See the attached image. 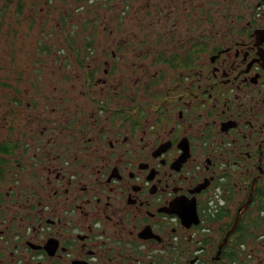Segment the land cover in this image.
Wrapping results in <instances>:
<instances>
[{
  "label": "flooded vegetation",
  "instance_id": "af4514ba",
  "mask_svg": "<svg viewBox=\"0 0 264 264\" xmlns=\"http://www.w3.org/2000/svg\"><path fill=\"white\" fill-rule=\"evenodd\" d=\"M1 1L0 264H205L264 219V0H68L28 59Z\"/></svg>",
  "mask_w": 264,
  "mask_h": 264
},
{
  "label": "rangeland",
  "instance_id": "374dc122",
  "mask_svg": "<svg viewBox=\"0 0 264 264\" xmlns=\"http://www.w3.org/2000/svg\"><path fill=\"white\" fill-rule=\"evenodd\" d=\"M32 1H34V4L32 3ZM3 2L0 0V5ZM14 4H22V2L20 0H10V7H9V11L12 15L14 8ZM25 9H24V13L30 15V13L32 12V10L34 11V13L36 12L37 16H38V26H40L39 29L34 30L32 32H30V34H26V44L25 45H21L22 49L21 50V56L25 57V58H29L28 54L33 52V53H37L38 49L36 48V45L30 46L27 43V40L30 38V35L33 36H38V37H43V34H45L46 37L49 36H58L54 34L55 32V28L57 29V20L59 21V18L61 19V23L64 24L65 26L62 29L61 34H67L70 32H75L77 31L79 33V36H81L82 34L79 32L78 28H81V26H83V23L85 20H87L88 18H90L87 14L84 13V10H79L80 12H72L70 9V3L68 2V0H56V1H52V0H25ZM73 7V6H72ZM74 8V7H73ZM12 9V12H11ZM75 9V8H74ZM12 19V16H11ZM28 24H32L29 21H25ZM24 30H25V24L24 22H22V26H21ZM33 41H37L35 39H33ZM15 46H19V44H15ZM3 47V45H2ZM17 47L15 48V50H13V52L16 51ZM1 50V49H0ZM1 52V51H0ZM5 74L10 75L9 77H11L14 73L13 70H9V68H5ZM9 71V72H8ZM27 75L30 74H34L36 73L37 75L40 74L38 72L37 69H32L30 67L27 66L26 71ZM12 78V77H11ZM12 81V80H11ZM3 81L2 78H0V85H2ZM1 93L3 95V93H5L4 88H1ZM225 223H229L227 220H221L218 223H215L214 226H212L210 228L211 233H209L208 238L213 239V244L212 245H207L204 248L203 253L201 254L202 256V260L205 264H210V258L212 256H214V245L215 243L219 240L220 241V236L221 233L223 231V229L225 228ZM253 221H250V228L249 231L247 233H249L250 231H255L256 228L259 230V232L255 233V237L253 238H248L247 236L245 237L246 242L245 243H241L237 246L236 250L239 253V257L234 260L236 261L238 264H263L264 263V243H258L256 245H254L253 243L255 241L261 240L262 241V236H261V231H260V227H258V223H254ZM264 228V227H262ZM215 241V242H214ZM243 245L245 247V250L243 251L240 246ZM250 256L249 258L247 256ZM263 260V263L261 262ZM227 262V261H225ZM227 264V263H225Z\"/></svg>",
  "mask_w": 264,
  "mask_h": 264
},
{
  "label": "trees",
  "instance_id": "16d2710c",
  "mask_svg": "<svg viewBox=\"0 0 264 264\" xmlns=\"http://www.w3.org/2000/svg\"><path fill=\"white\" fill-rule=\"evenodd\" d=\"M261 207H262V205H259L257 209L259 210ZM209 221L211 223H217V221H219V219L209 220ZM250 221H253L255 224L258 223V227L261 226V228H260V231H261L262 227L264 226V219L248 220V221H246V223L251 225ZM231 224H232V221L225 224V228L223 229L221 236H220L221 239L223 237V234L225 233L226 230L229 229ZM248 231H249V228L246 227L245 220H240L237 229L229 237L228 243L222 249V254H221L220 260L217 261L216 264H225V263L231 264L234 260H236L239 257V253L236 250L237 246L241 243H245L248 238H252V237L254 238L255 233L259 230L256 228L255 231H250L249 233H247ZM246 236H247V239H245ZM221 239H220V241H221ZM216 250H214V254H215ZM212 257L210 258V264H213L211 262ZM225 261H227V262H225Z\"/></svg>",
  "mask_w": 264,
  "mask_h": 264
},
{
  "label": "water",
  "instance_id": "95a60500",
  "mask_svg": "<svg viewBox=\"0 0 264 264\" xmlns=\"http://www.w3.org/2000/svg\"><path fill=\"white\" fill-rule=\"evenodd\" d=\"M240 221V214L238 213L235 217V219L233 220L231 226L229 227V229L223 234V237L221 239V241L219 242L218 246H217V250L214 254V256L211 259V262L213 264H216L217 261L220 260L221 254H222V249L226 246V244L228 243L229 237L235 232V230L238 227Z\"/></svg>",
  "mask_w": 264,
  "mask_h": 264
},
{
  "label": "built area",
  "instance_id": "2783aa9c",
  "mask_svg": "<svg viewBox=\"0 0 264 264\" xmlns=\"http://www.w3.org/2000/svg\"><path fill=\"white\" fill-rule=\"evenodd\" d=\"M222 205V202L221 200L216 197L215 201H214V205L211 207V211L212 212H215L217 209L220 208V206ZM261 236H262V241L261 240H258V241H255L253 244L256 245L258 243H264V231L261 232ZM240 248L244 251L245 250V247L243 245L240 246ZM248 258L250 257L249 255L247 256ZM231 264H238L236 261H233Z\"/></svg>",
  "mask_w": 264,
  "mask_h": 264
}]
</instances>
